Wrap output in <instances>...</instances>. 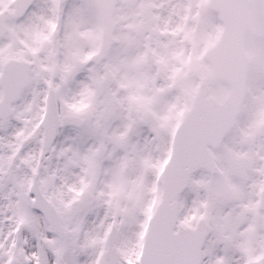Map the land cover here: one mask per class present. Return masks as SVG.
I'll use <instances>...</instances> for the list:
<instances>
[{
  "label": "snow or ice",
  "instance_id": "1",
  "mask_svg": "<svg viewBox=\"0 0 264 264\" xmlns=\"http://www.w3.org/2000/svg\"><path fill=\"white\" fill-rule=\"evenodd\" d=\"M0 264H264V0H0Z\"/></svg>",
  "mask_w": 264,
  "mask_h": 264
}]
</instances>
